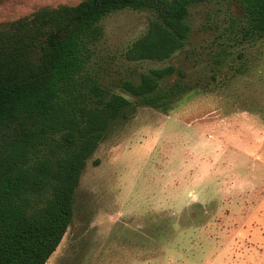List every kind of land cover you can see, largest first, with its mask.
Instances as JSON below:
<instances>
[{
    "label": "rangeland",
    "instance_id": "obj_1",
    "mask_svg": "<svg viewBox=\"0 0 264 264\" xmlns=\"http://www.w3.org/2000/svg\"><path fill=\"white\" fill-rule=\"evenodd\" d=\"M79 1L0 0V22ZM237 14L225 0L194 5L185 48L142 64L124 53L154 14L102 20L85 82L116 89L136 71L175 65L198 94L170 114L140 108L110 132L47 264H264V38L231 40Z\"/></svg>",
    "mask_w": 264,
    "mask_h": 264
},
{
    "label": "trees",
    "instance_id": "obj_2",
    "mask_svg": "<svg viewBox=\"0 0 264 264\" xmlns=\"http://www.w3.org/2000/svg\"><path fill=\"white\" fill-rule=\"evenodd\" d=\"M208 1L80 0L0 22V264H47L74 220L88 162L110 132L140 108L170 114L198 94L175 65L136 71L116 89L85 82L102 20L151 11L124 58L166 62L189 40L191 8ZM225 1L238 9L231 40L264 38V0Z\"/></svg>",
    "mask_w": 264,
    "mask_h": 264
}]
</instances>
